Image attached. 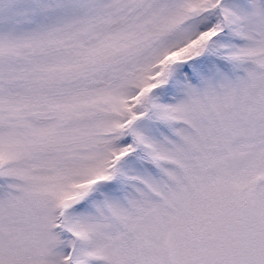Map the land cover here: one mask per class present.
<instances>
[{
    "label": "snow or ice",
    "instance_id": "1",
    "mask_svg": "<svg viewBox=\"0 0 264 264\" xmlns=\"http://www.w3.org/2000/svg\"><path fill=\"white\" fill-rule=\"evenodd\" d=\"M0 264H264V0H0Z\"/></svg>",
    "mask_w": 264,
    "mask_h": 264
}]
</instances>
